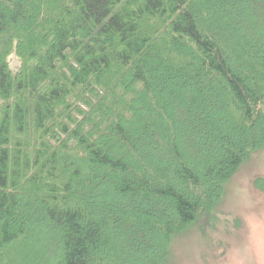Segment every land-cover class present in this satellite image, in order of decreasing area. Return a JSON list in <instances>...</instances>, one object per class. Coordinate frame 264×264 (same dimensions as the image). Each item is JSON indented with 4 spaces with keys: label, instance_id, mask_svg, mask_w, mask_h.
<instances>
[{
    "label": "trees",
    "instance_id": "obj_1",
    "mask_svg": "<svg viewBox=\"0 0 264 264\" xmlns=\"http://www.w3.org/2000/svg\"><path fill=\"white\" fill-rule=\"evenodd\" d=\"M262 149L264 0H0V264H164Z\"/></svg>",
    "mask_w": 264,
    "mask_h": 264
},
{
    "label": "rangeland",
    "instance_id": "obj_2",
    "mask_svg": "<svg viewBox=\"0 0 264 264\" xmlns=\"http://www.w3.org/2000/svg\"><path fill=\"white\" fill-rule=\"evenodd\" d=\"M11 70H20L21 61L9 57ZM264 206V149L252 154L234 177L225 184L224 195L214 219L199 223L176 237L164 264H223L233 248L245 242L241 216L251 213L252 205Z\"/></svg>",
    "mask_w": 264,
    "mask_h": 264
},
{
    "label": "clouds",
    "instance_id": "obj_3",
    "mask_svg": "<svg viewBox=\"0 0 264 264\" xmlns=\"http://www.w3.org/2000/svg\"><path fill=\"white\" fill-rule=\"evenodd\" d=\"M251 213L241 216L245 242L225 256L223 264H264V206L252 205Z\"/></svg>",
    "mask_w": 264,
    "mask_h": 264
}]
</instances>
